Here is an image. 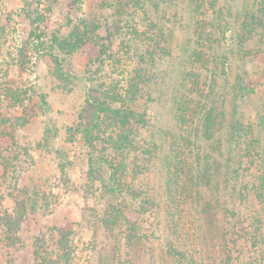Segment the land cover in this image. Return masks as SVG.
Returning a JSON list of instances; mask_svg holds the SVG:
<instances>
[{
	"label": "rangeland",
	"instance_id": "1",
	"mask_svg": "<svg viewBox=\"0 0 264 264\" xmlns=\"http://www.w3.org/2000/svg\"><path fill=\"white\" fill-rule=\"evenodd\" d=\"M234 1L233 28L223 0H0V264H264V27ZM113 91L128 155L106 117L86 141Z\"/></svg>",
	"mask_w": 264,
	"mask_h": 264
},
{
	"label": "trees",
	"instance_id": "2",
	"mask_svg": "<svg viewBox=\"0 0 264 264\" xmlns=\"http://www.w3.org/2000/svg\"><path fill=\"white\" fill-rule=\"evenodd\" d=\"M224 4H221V6L224 8V10L228 11V19L226 18V23H228V26L233 27L234 25L236 27L237 22H239V17L240 15L238 14V12L233 9V5L236 4V2L234 0H223ZM251 14L248 15L247 13V23H243L241 24V26L245 27L246 25H249L252 29L258 28V27H264V0H252L251 3ZM249 16V17H248ZM263 21L262 24H260ZM76 43V36L74 35V37L72 35L69 36V39L67 40H63V39H59V37H56L54 39V43L52 44V46L48 47V49L46 48L47 53H49V55L54 58L56 60V62L58 64H60L62 62V59L60 57V55L55 52H61L59 49L64 48L65 50L70 49V50H75L76 46H78V42ZM86 98H87V102L90 104V107L93 109V113H94V119L92 122V125L88 131V133L86 134V141L88 143V147L92 149V151H95V145L97 142H101L103 139V137L106 136V132L104 133L103 131H101V126L104 124V126L107 123V119H108V127H112L113 129H118L120 135L122 137V141L120 140H114L113 141V136H106V139L108 138V140H110L113 143V146L115 147L114 149L116 150V152L118 153H124V154H131L132 153V149L128 146L130 145L128 142H126L125 139H127V136L123 135H127L128 127L130 126L132 120H135V113H133L131 110L125 108L124 106H118L115 105L116 103L118 104L119 102L123 101L124 99L121 97L120 94L116 93V92H112L111 94H108V96H106L105 99L100 100L99 98H96L95 95L93 94V92H87L86 94ZM107 118L105 119V121L101 122L103 120V118ZM140 121V120H139ZM237 123V125L239 124V122H235V124ZM117 131V130H116ZM112 139V140H111ZM209 139V138H208ZM124 140V141H123ZM207 141V136H205V134H203L200 138V141ZM236 141H238L237 143L239 144V138L236 139ZM241 145V143H240ZM239 145V147H240ZM199 150H201L199 148ZM203 151L205 150V147L202 149ZM232 165V164H231ZM200 166V165H199ZM229 171V170H228ZM229 174V172H227V175ZM229 177V176H228ZM231 179V181L233 180L232 178H228ZM234 181V180H233ZM235 183H231V189L230 192L232 193L233 191V187H234ZM227 189V188H226ZM226 189L224 190L226 192ZM111 193H115L111 190ZM21 211V210H20ZM235 211V210H233ZM23 214L25 212L21 211ZM230 214L232 216L235 215V212H232V210H230ZM12 219V218H11ZM10 220V219H9ZM21 221V220H20ZM20 221L16 222V225H18L20 223ZM14 225V224H13ZM0 226L5 227L6 229H9L10 224L9 221H2L0 220ZM223 235H225L224 233H222ZM13 239V238H11ZM60 240H62L61 242L59 241L58 244L60 246L61 249H64L65 247H67V243L66 239H64V237H62ZM11 245H14V241L11 240ZM9 242V244H10ZM63 246V247H62ZM70 251V248H69ZM61 256H59L60 258ZM172 257V256H171ZM226 260H229V256L226 257ZM41 264V263H38ZM42 264H45V259H42Z\"/></svg>",
	"mask_w": 264,
	"mask_h": 264
}]
</instances>
